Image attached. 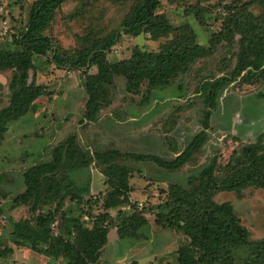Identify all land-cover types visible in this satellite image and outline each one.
<instances>
[{"label":"rangeland","instance_id":"1","mask_svg":"<svg viewBox=\"0 0 264 264\" xmlns=\"http://www.w3.org/2000/svg\"><path fill=\"white\" fill-rule=\"evenodd\" d=\"M33 1L0 0V49H23L16 39L25 29ZM136 1L65 0L44 33L59 51L73 53L118 29ZM243 1L246 0H160L157 13L166 17L175 30L157 38L147 32L136 36L122 34L106 52L109 61L130 57L134 47L158 51L163 45L176 44L186 28H191L195 41L205 47L211 46V37L221 31L228 36L217 41L213 53L196 59L162 88L149 89L144 80L138 93L129 92L127 78L115 76L109 88L110 104L103 106L92 120L84 118L88 99L85 78L88 73H95L96 67L60 66L52 61L51 53L34 58L28 80L43 86L44 92L35 100L34 110L8 124L0 141V248L13 249L11 254L0 257V264H66L63 258H50L17 245L11 232L16 220L32 215L30 204L13 203L26 188L25 171L34 164L51 161L53 149L66 144L70 136L75 138L73 149L82 156L72 159L63 155L55 174L59 195H65L51 226L55 233L64 226L60 213L68 218L79 217L84 225L91 226L93 217L107 210L102 203L109 190L103 173L105 163L95 153L115 149L169 160L206 129L201 147L177 169H168L150 159H112L129 168L131 192L128 200L107 211L120 228L123 220L130 223L121 228V235L116 227L109 228L107 242L93 264H177V248L189 239L181 230L167 226L165 218L156 216L170 209L165 205L169 185L188 187V180L197 178L201 168L214 160L215 173L221 174L226 163L240 158L243 146L264 138V77L248 83L238 78L220 89L204 127L209 107L199 88L203 81L232 70L239 34L230 30L238 8L230 11L228 6L241 5ZM248 9L254 16L261 12L258 5ZM12 73V69L0 71V109L8 105ZM69 187L80 188L86 202L79 204L70 198L66 194ZM58 197L54 196L51 208ZM213 198L232 204L252 239L264 237V189L251 186L241 195L219 191ZM136 212L146 217L145 222L131 219ZM236 261L255 264V250L240 249Z\"/></svg>","mask_w":264,"mask_h":264},{"label":"trees","instance_id":"2","mask_svg":"<svg viewBox=\"0 0 264 264\" xmlns=\"http://www.w3.org/2000/svg\"><path fill=\"white\" fill-rule=\"evenodd\" d=\"M65 0H34L28 11L25 29L16 41L22 50L0 49V71L12 69L9 82L10 96L8 105L0 109V141L7 131L8 124L36 108L35 100L44 92L43 86L29 81V69L36 56H48L60 66L86 67L94 65L95 73H88L85 88L88 99L84 118L92 120L97 112L110 104L109 88L117 75L127 78L126 89L138 93L141 83L146 80L149 89L162 88L177 74L186 71L196 59L213 53L217 41L228 35L221 31L210 39L211 46L205 47L195 41L191 28H186L182 39L176 44H166L158 51H146L134 47L130 57L119 61H109L106 52L116 44L122 34L136 36L147 32L152 38L174 31L169 20L157 13L160 0H137L123 18L120 27L107 36L91 42L88 46L73 53L59 51L53 39L46 35L48 24L53 20L56 9ZM258 5L261 12L254 16L249 7ZM235 14L234 27L237 32L238 51L236 61L229 73L205 80L200 90L205 93L209 109L204 115V127L208 125L211 108L215 107L220 89L240 79L252 82L264 77V0H246L241 5H229ZM232 38V37H231ZM206 138V129L197 133L188 145L174 158L162 160L154 155L121 153L108 150L95 153L100 162L105 163L103 171L109 190L102 200L108 210L129 199V168L114 162L116 156L132 157L138 160L150 159L168 169H177L184 165L192 153L197 151ZM75 138L70 136L66 144L53 149L51 161L34 164L25 171L26 188L13 199L15 206L29 205L32 215L22 217L13 223L11 235L17 245L50 258H63L66 264H93L107 242L110 227H116L119 235L128 221H122L121 228L114 224L106 210L93 217L91 226H86L79 217L68 218L60 213L64 224L62 231L55 233L52 225L63 205L64 196L54 179L62 165L63 155L78 159L82 155L75 152ZM215 160L204 165L197 178L188 180L189 186L172 183L168 187L167 213H157V218H165L166 225L181 230L189 241L177 248V264H237V252L243 248L255 250V264H264V237L252 239L229 201H216L213 196L219 191H234L237 195L251 186L264 189V138L243 146L240 158L230 160L224 165L221 174L217 171ZM194 182V183H193ZM82 190L69 187L66 194L77 203H85ZM59 197L51 208L54 196ZM164 209V208H162ZM63 219V220H62ZM131 219L145 222L146 217L133 213ZM125 222V223H124ZM164 224V223H163ZM12 248H0V257L12 253Z\"/></svg>","mask_w":264,"mask_h":264}]
</instances>
